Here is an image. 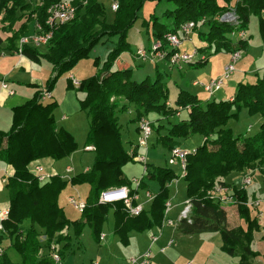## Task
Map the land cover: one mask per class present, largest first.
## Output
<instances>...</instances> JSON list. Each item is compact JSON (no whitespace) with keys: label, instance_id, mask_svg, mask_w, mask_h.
Instances as JSON below:
<instances>
[{"label":"trees","instance_id":"trees-1","mask_svg":"<svg viewBox=\"0 0 264 264\" xmlns=\"http://www.w3.org/2000/svg\"><path fill=\"white\" fill-rule=\"evenodd\" d=\"M61 1L0 0V21L7 22L9 26L21 19L22 16H17L18 10L33 9L30 17L19 24L11 38L5 40L0 34V49L6 44L5 48L18 52L19 41L35 34L38 25L47 31L48 10ZM65 1H70L76 7L75 19L54 31L52 39L44 46L45 51L33 45H25L22 50L23 55L32 62L45 58L50 63L48 86L44 90L38 89L33 98L13 108L11 129L8 132L0 131V163L11 170L4 183L8 205L7 215L0 221V264H15L8 256L11 249L19 254L20 264H55L54 254L64 256V249L68 245L60 248L59 244L69 239L71 241L72 236L79 239L87 226L93 239L101 242L104 225L111 213L114 216V234L125 245L133 232L162 229L166 203L170 199L168 185L178 177V173L169 166L148 163L141 187L150 190L149 183H156L159 184V191L140 216L129 217L122 203L99 204L103 191L122 186L135 189L124 173L129 163H135L134 157L128 153L129 144L124 141L123 125L120 123V115L125 111L119 110L112 100L123 98L136 110L134 121L139 122L151 113L158 115L159 118L152 122L154 134H157L156 143L169 152L182 147L195 136L203 138L202 145L197 146L187 159L186 199L192 203L191 222L181 221L175 231L184 235L219 234L224 253L238 259V264H254L255 259L261 256L252 247L254 233L260 231L258 218L252 219L250 214L248 190L241 185L230 184L224 178L243 173L251 167L259 166L260 172L264 169V69L255 72L254 81L243 79L238 83L233 103L212 98L202 101L196 95L180 89L171 106L168 82L163 75L159 74L155 80L147 77L138 82L133 80L132 70H114L113 66L129 49L128 33L148 2L155 3L156 8L164 3L174 6L163 13L162 21L154 15L157 40L164 41L166 45L170 33L182 41L190 40L191 35L197 34L206 46L195 48V51L198 54L207 53L210 57L223 51L229 54L236 52L233 46L237 45V33L243 32L244 35L241 36L244 41L239 43L242 44L240 47L249 44L252 36H247L246 32L253 17L264 40V0H114L119 8L113 20L108 19L101 0ZM229 8L235 9L238 15L234 25L223 21ZM202 19H205L203 23ZM191 23L195 27L185 34L184 29ZM145 24L149 25V21ZM104 36H118L119 41L100 73L79 81V86L68 79L70 87H76L83 95L79 99L80 107L90 122L85 148L92 147L88 150L95 153L93 166L70 176V180L54 174L40 181L30 168L32 163L47 158L59 162L70 158L78 150L75 137L57 124L55 111L58 104L43 103L42 94L51 93L58 80L70 73L80 61L87 59ZM139 50L146 52L147 59L140 58L137 52V57L142 61L149 58L153 61L157 57L160 61L165 59L156 57L153 48L148 50L150 55L145 49ZM166 51L170 55L173 49L168 46ZM189 64L196 65L194 62ZM243 110L248 116L263 119L258 132L253 135H235L228 126L230 120L239 119ZM183 112L187 113L186 118L173 124L169 122V118ZM161 130L166 131L161 134ZM68 184L75 190L83 187L88 190L85 199L81 197L86 208L81 212V217L74 221L67 217L59 203V196ZM216 186L231 189V194L237 200V214L241 221L239 227L231 228L227 211L219 202L211 199ZM55 238L59 244L53 243ZM3 239L9 240L6 248L1 246Z\"/></svg>","mask_w":264,"mask_h":264},{"label":"rangeland","instance_id":"rangeland-1","mask_svg":"<svg viewBox=\"0 0 264 264\" xmlns=\"http://www.w3.org/2000/svg\"><path fill=\"white\" fill-rule=\"evenodd\" d=\"M101 1L104 4L108 19L113 20L115 12L112 10V4L115 1ZM238 1L240 0H237V2ZM173 7L172 4L168 3L161 4L157 8L155 3L148 2L145 4L139 14L138 21L128 33L127 41L130 44L129 49L125 50L114 63L113 69L132 70L133 80L138 82L147 77L151 80H155L159 74L163 75L164 79L168 82V88L170 90L169 103L171 102V106H173L172 102L176 99L180 89L196 95L202 101L211 100L210 95L204 91V86L212 79H216L220 76L226 65L229 64L231 60L230 56L238 54L239 60L236 64V71L230 79L225 82L223 87L228 97L233 95L228 100L232 103L235 102L236 89L234 91L231 86H229L230 82L236 79L239 75L243 77V79H246L247 82H252L256 78L255 72H261L262 69H264V40L259 30L258 22L254 17L252 18L250 28L246 32L247 36L252 37L249 44L246 46L244 45V47H240L242 44H239L244 41V38L241 37L244 36L243 32L235 35V44L237 45L233 47L236 49V52L230 54L224 51L218 54L212 53L214 55L210 57L207 56V53H197V56L193 61L196 65L179 64L180 59H174V55L178 51L181 54L193 53L195 48H204L206 43L200 39L197 34H193L190 36V40L183 41L184 43L179 50L173 49V52H170V55L166 54L170 42L167 40L166 45H164V41L157 40V37L154 35L156 29L153 26V17L154 15H157L162 21L163 13L166 10H172ZM32 11V8L18 10L17 16L22 17L18 22L13 23L10 26L7 22L0 21V34L5 40L13 36V32L18 29L17 27L19 24H22V22L28 19L30 14H32ZM226 13L228 14L225 15L223 21L234 25L236 21H238V15L235 12V9L229 8L225 14ZM32 17L35 18V15ZM205 19H202V23ZM148 21L149 25L145 24V22ZM191 24L193 25L192 28L195 27L194 23ZM170 35H173V33H170ZM166 36H169V34ZM118 41V36H104L90 51L89 57L80 61L70 73L64 74L56 83L50 96H47L43 101L45 104L51 102L58 104V108L55 111V119L58 126L69 131L78 143V150L70 158L56 162L54 168L59 174H65L68 166L73 170V172L70 173L71 175L85 171L87 168L90 169L92 168L95 159V153L85 148L90 122L89 117L80 107L79 99L82 98L83 95L77 91L76 87H70L68 79H70V75H73L78 81H82L99 74L104 64L108 62L110 53L114 51ZM155 42H157V45L159 46V48L154 49L155 54H157V56L164 55L163 58L165 59L160 61L161 59L157 57L156 60L153 59V61H150L151 58H149L148 61L135 60V55L139 49L147 50L148 55H150V51L148 50L154 48ZM40 49L45 51L44 47H40ZM205 61L207 62L204 63ZM120 62L125 64L121 66L118 64ZM26 70H28V75L24 79L25 81H34L38 83L40 87H43V90L47 88L48 80L51 76V65L45 58H42L40 62L29 61ZM15 74L16 72L13 73L9 79L13 80ZM194 82H197L198 84L195 85ZM11 85H16V83H11ZM17 90L18 97L25 101L33 98L36 91H38V88H33L24 84L20 85ZM215 95H217L216 99L219 100L220 96H218V93ZM112 100L116 103L119 110L122 109L125 111L120 115V123L123 125V138L125 143L130 144L128 141L136 143L139 137V122L134 121L136 119L135 108L133 106L130 107L129 102L124 98ZM186 114V112H183L182 115L176 117L173 116L172 118H169V122L172 124L177 123L180 119L186 118ZM63 118H67V120L65 121ZM145 118L150 122H153L159 117L157 114L151 113ZM262 121L263 119L260 116H248L246 110H243L239 119L230 120L228 126L232 128L235 135L244 134L250 136L258 132ZM163 123L169 125L166 121H163ZM165 131L166 130H161V134L165 133ZM155 137H157V134H154L150 141V148L147 153L148 163L150 165L166 167L168 166V162L172 155L166 148H164V146L156 143ZM202 143L203 138L195 136L189 139L182 147L190 149L193 146H200ZM140 154L146 155V152L140 150ZM256 167L257 168L251 167L240 174H234L230 178H224V181L240 186L242 179L246 174H253V183L246 188L249 193L248 204H250V214L252 219L256 217L258 218V224L260 230H262L264 228V169L260 172L258 170L259 166ZM171 168L177 173L179 172L178 166H173ZM124 173L131 181L134 178H141L144 174V165L137 162L129 163L124 168ZM64 177L67 178V180H70L71 178L70 175H64ZM149 186L151 192L154 194L158 193L159 184L149 183ZM178 187L179 194L176 195V199L172 202L178 207V209L174 208V211L172 212L173 218L183 208V206L178 205L182 203L187 196V184L185 180H180ZM77 191H80V196L83 199H85L88 194L86 187L77 189ZM140 193H142V191ZM175 193V187L171 188L170 199L175 197ZM71 196L77 198L78 194L75 192V189L71 184H68L59 196V203L64 208L67 217L74 221L81 217V213L68 203V199ZM257 202H259L258 207L255 206V203ZM7 205V194L6 191L3 190L0 192V208L4 209L0 210V220L4 216L3 213L6 212ZM226 208L229 213H231L230 226L233 228L239 226L241 221L237 215L236 205L226 206ZM230 210H233L234 213ZM242 224L243 227L247 229L245 223L242 222ZM113 225L114 216L111 213L109 221L104 225L103 235H105V238L101 242H96L93 239L91 229L88 226L85 228L79 239L72 236L71 241L69 239L59 244L57 243V238H55L53 243L59 244L60 248L68 244L64 249V251L66 250L65 255H61V264H124L130 258L139 257L147 252L151 247L153 235H158L160 241L152 248L153 256L149 264H238L237 260H235L236 258H233L222 251L215 238V234L212 233L184 235L177 231L169 233V231L166 230L164 234L163 232L161 233V231H158V228H152L142 233L133 232L128 244L125 245L120 241L119 237L114 234ZM255 233L252 247L256 252L260 253L261 257L255 259L254 264H264V260L262 259V255L264 256V237L263 240H259L258 234L255 236ZM63 234L66 235L65 232ZM171 240H173V243L162 252L161 247L163 244L166 245ZM1 246L3 248L9 246V240L3 239ZM1 252L3 253L4 250L2 249ZM8 256L15 264H20L21 258L16 251L13 249L9 250Z\"/></svg>","mask_w":264,"mask_h":264},{"label":"built area","instance_id":"built-area-1","mask_svg":"<svg viewBox=\"0 0 264 264\" xmlns=\"http://www.w3.org/2000/svg\"><path fill=\"white\" fill-rule=\"evenodd\" d=\"M119 8V5L117 2H113L112 4V10L116 12ZM77 13L76 7L70 2V1H61L59 3H56L52 5L48 10V20H47V26L48 30L44 31V29L38 25L37 30L35 34L25 36L19 41V48H18V54L23 55V47L25 45H33L36 47H44L46 46L50 40L53 37L54 31L59 28V26L64 25L66 23L71 22L75 19ZM192 24H190L188 27L184 29L185 34H189L192 29ZM170 42V47L172 49H178L182 46L183 41L176 37V36H169L168 38ZM159 48V46L156 44L154 45V49ZM179 52V51H178ZM176 53L174 55V59L177 58L180 59V63L183 64H189L194 61V58L197 56V52L194 50L193 53L189 54H181ZM138 55L140 58L147 59L146 52L144 50H139ZM157 57V54H156ZM159 57H164V55ZM239 60L238 54H234L231 56V60L228 65L224 68V72L221 76H219L216 79H212L207 85L204 86L205 92H207L210 97H214L217 92H219L223 87L227 80L230 79V77L233 75V73L236 71V64ZM75 86H79L80 82L76 80L75 78H70ZM198 83L196 82L195 85ZM6 87V85H3ZM43 100L47 98V96H50V93L44 92L43 94ZM139 137L136 143L131 144L128 146V153L134 157V161L137 163H141L144 165V174L141 178H134L132 180L133 186L135 189H132L129 186H122L118 188H112L106 191H103L100 194L99 197V204L102 205H114L117 203H122L124 205V211L126 214L131 217L135 218L140 216L144 210L154 201L156 194L151 192L149 189H142V179L146 176L147 173V167H148V157L147 153L150 148V141L154 135V130L152 126V122H150L148 119L143 118L139 121ZM92 149V147L88 148ZM140 150H144L146 152V155H141ZM196 151V147L193 146L190 149L178 147L173 149L170 153L172 155L171 159L168 162L169 167L178 166V177L172 180V182L169 183L168 187L174 188L176 190L175 197L172 199H169L166 203V209H165V218L163 221L162 229L160 230L161 233L166 228H172L176 229L178 224L183 221L187 220L188 222H191V210H192V203L190 199H185L182 203H180L178 206H183V208L180 210L176 218L172 217V212L174 211V208H177L172 202L174 199H176V195L179 194L178 185L180 180H185L187 176V159L191 153H194ZM31 170H33L40 181H45L48 179L51 174H48L45 172V169L42 165H40L38 162H34L30 166ZM4 174V178L2 180V183H6L7 177H9V173L6 172V170H1ZM64 179L67 180V178L64 177ZM71 179V178H70ZM69 180V179H68ZM253 183V174L248 173L244 176L241 182L242 188H248ZM142 191V193H140ZM78 194V197L71 196L68 199V203L73 206L77 211L80 213L84 211L86 208V203L81 198L80 193L76 191ZM211 199L219 202L224 208L226 206H232L237 205V200L235 197L231 194V189L226 186H216L214 192L211 195ZM250 205V204H249ZM255 206H259V202L255 203ZM3 218L7 215V212L3 213ZM2 218V219H3ZM2 219L0 221H2ZM2 225H0V228ZM105 235H101V241L104 240ZM159 241L158 235L152 236V242L150 249L145 252L143 255L139 257H133L130 258L127 262V264H149L152 259V248L155 244H157ZM173 243V240H171L166 246H164L161 251L163 252ZM55 246L52 247L54 249ZM53 261L55 264H61V257L59 254L55 253L53 256ZM99 264V263H94Z\"/></svg>","mask_w":264,"mask_h":264},{"label":"crops","instance_id":"crops-1","mask_svg":"<svg viewBox=\"0 0 264 264\" xmlns=\"http://www.w3.org/2000/svg\"><path fill=\"white\" fill-rule=\"evenodd\" d=\"M6 46L7 45L4 44L3 47L0 49V131L1 132H8L12 127V110H13V108L20 106L29 100L28 99V100L23 101L21 98L18 97V95H17L18 94L17 93L18 87L20 85L27 84V86L29 85L30 87H33V88L35 87L38 89H41V88L43 89V87H40V85H38V83H36L34 81L29 82V81L24 80L26 78V76L28 75V70H26V68H27V65H28L30 60L27 57H25L24 55H19L16 52V50L15 51L8 50L7 48H5ZM135 60L136 61L140 60V58L137 57V53L135 55ZM118 64L122 66L125 63L120 62ZM15 72H16V74H15V76H13L15 78L13 80H10L9 77H11L12 74ZM223 72H224V70H223ZM222 73L220 74V76L222 75ZM71 77L75 78L73 75H70V78ZM242 80H243V77H241L239 75L236 79H234L230 82L229 86H231V88L235 91L236 86ZM14 82L16 83V85H11V83H14ZM195 83L196 82H194V84ZM4 84L6 85V87L3 86ZM217 93H218V96H220L219 100H228L229 98H231L233 96V95H231L230 97H228L224 88L221 89ZM216 96L217 95H215L214 97H211V98L216 99ZM63 119L65 121L67 120V118H63ZM128 142H130V144L128 146L133 144L132 141H128ZM36 162H38L40 165L43 166L46 173L51 174V175L59 174V172L56 171L54 168L56 162L53 161L52 159L47 158V159H43V160L36 161ZM1 170H6V172L9 174L11 173V170L9 168H6L5 166H3L0 163V192L3 190L5 191L4 184L2 183V180L5 176ZM86 170H88V168ZM72 172H73L72 168L68 166L65 174H60V175H62L63 177H64V175L72 176L70 174ZM75 191H77V190H75ZM2 209H4V208H2ZM176 209H178V207ZM224 209L228 213V224L230 226L231 213H229L227 208H224ZM230 211H233V210H230ZM178 213L174 216V218L177 217ZM233 213H234V211H233ZM239 226H236L234 228H237ZM231 228H233V227H231ZM166 230L169 231V233H172L175 231V229L166 228L163 231L164 234H165ZM256 234H258L259 240H263L264 228L262 230H260L259 232L257 231L255 233V236H256ZM167 235H168V233H167ZM215 238L217 239L219 246L222 248L223 243H222L220 235L215 234ZM159 241H158V243H159ZM166 245L163 244V246L161 248H163ZM262 259L264 260V257H262ZM235 260H237V263H238V259H235ZM127 262H128V260L124 264H127Z\"/></svg>","mask_w":264,"mask_h":264}]
</instances>
